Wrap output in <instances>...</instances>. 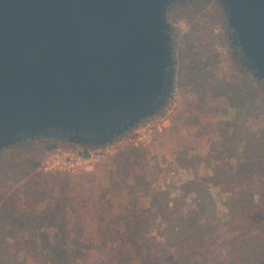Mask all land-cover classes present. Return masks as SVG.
<instances>
[{"label":"rangeland","instance_id":"1","mask_svg":"<svg viewBox=\"0 0 264 264\" xmlns=\"http://www.w3.org/2000/svg\"><path fill=\"white\" fill-rule=\"evenodd\" d=\"M168 20L174 86L156 117L104 146L107 151L98 157L74 165L71 160L78 152L100 148L60 142L48 151L50 140L44 139L0 153V166L8 165L12 157L19 161L29 157L34 170L27 183H15L12 174L8 184L15 187L0 198V240L12 244L18 263L24 258L23 243L37 234L12 229L15 221L18 226L26 220L40 221L52 210L65 208L69 222L85 226V243L94 241L100 224L113 230L128 221L138 226L145 220L152 226L163 224L164 219L154 213L140 216V210L153 208L154 196L184 210L195 204L184 195L187 184L196 181L213 194V204L219 205L218 199L224 204V196H218L220 188L210 185L219 168L230 173L237 158L244 157L246 145L264 144V90L236 62L226 16L217 0L175 2ZM259 188L255 183L253 192L257 194ZM126 234L110 237L139 236L126 238ZM94 256L90 263L99 258L97 253Z\"/></svg>","mask_w":264,"mask_h":264},{"label":"water","instance_id":"2","mask_svg":"<svg viewBox=\"0 0 264 264\" xmlns=\"http://www.w3.org/2000/svg\"><path fill=\"white\" fill-rule=\"evenodd\" d=\"M176 0H0V153L57 140L104 147L156 117L175 62ZM264 81V0H217Z\"/></svg>","mask_w":264,"mask_h":264},{"label":"trees","instance_id":"3","mask_svg":"<svg viewBox=\"0 0 264 264\" xmlns=\"http://www.w3.org/2000/svg\"><path fill=\"white\" fill-rule=\"evenodd\" d=\"M241 57L234 58L242 71L264 90V81L253 78ZM31 143L18 144L14 149ZM59 143L50 140L46 149L54 150ZM12 158L8 165L0 166L1 199L15 187L8 184L10 176L15 175V183L20 184L27 183L34 173L29 157L20 161ZM242 159L237 158L230 173L219 168L210 183L220 188L218 196H224V204L220 199L219 205L213 204V194L208 188L191 181L184 196L192 197L195 203L192 207L183 210L160 195L154 196L153 208L140 210V216L149 218L154 213L164 219L163 224L152 226L145 220V224L138 226L128 221L114 230L100 224L94 232V241L88 243L83 241L85 226L69 222L70 214L65 208H57L40 221L11 224L12 229L26 230L37 234V238L29 234L22 245L23 261L19 263L12 244L1 239L0 264H89L94 253L99 258L90 264H264V144L252 141L246 145ZM255 183L261 186L257 194L253 192ZM64 188L61 190L67 198L69 192ZM124 232L129 233L126 238L139 236L136 239L130 236V240L110 237L122 236Z\"/></svg>","mask_w":264,"mask_h":264},{"label":"built area","instance_id":"4","mask_svg":"<svg viewBox=\"0 0 264 264\" xmlns=\"http://www.w3.org/2000/svg\"><path fill=\"white\" fill-rule=\"evenodd\" d=\"M110 145V144H108ZM107 145V146H108ZM108 148L106 147H101L100 149H96V150H91V149H87V150H84V151H80L78 152L77 154H75V156L73 157V159L71 160V164L74 165V164H77L79 162H85L89 159H93L95 157H98L99 155L103 154L104 152L107 151ZM76 162V163H75Z\"/></svg>","mask_w":264,"mask_h":264},{"label":"flooded vegetation","instance_id":"5","mask_svg":"<svg viewBox=\"0 0 264 264\" xmlns=\"http://www.w3.org/2000/svg\"><path fill=\"white\" fill-rule=\"evenodd\" d=\"M178 1H180V0H177L176 2H178ZM215 1H216V0H215ZM228 34H229V40H230V45H231L232 42H233V40L230 39V37H232V32L230 33V32L228 31ZM231 48H232V50H233V55H234V57H235V58L240 57V55H241V53H240V49H238V47H236V46H234V45H233Z\"/></svg>","mask_w":264,"mask_h":264}]
</instances>
